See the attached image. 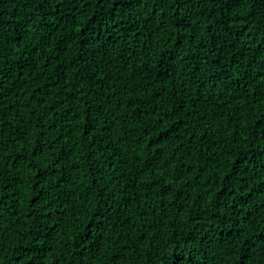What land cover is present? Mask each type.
<instances>
[{
    "label": "trees",
    "instance_id": "trees-1",
    "mask_svg": "<svg viewBox=\"0 0 264 264\" xmlns=\"http://www.w3.org/2000/svg\"><path fill=\"white\" fill-rule=\"evenodd\" d=\"M264 264V0H0V264Z\"/></svg>",
    "mask_w": 264,
    "mask_h": 264
},
{
    "label": "snow or ice",
    "instance_id": "snow-or-ice-1",
    "mask_svg": "<svg viewBox=\"0 0 264 264\" xmlns=\"http://www.w3.org/2000/svg\"><path fill=\"white\" fill-rule=\"evenodd\" d=\"M241 264H243V261H241Z\"/></svg>",
    "mask_w": 264,
    "mask_h": 264
}]
</instances>
